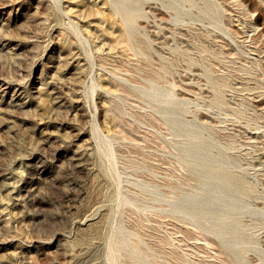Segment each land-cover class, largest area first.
I'll list each match as a JSON object with an SVG mask.
<instances>
[{
	"label": "rangeland",
	"instance_id": "rangeland-1",
	"mask_svg": "<svg viewBox=\"0 0 264 264\" xmlns=\"http://www.w3.org/2000/svg\"><path fill=\"white\" fill-rule=\"evenodd\" d=\"M140 1L0 0V264H264V0Z\"/></svg>",
	"mask_w": 264,
	"mask_h": 264
},
{
	"label": "bare ground",
	"instance_id": "bare-ground-1",
	"mask_svg": "<svg viewBox=\"0 0 264 264\" xmlns=\"http://www.w3.org/2000/svg\"><path fill=\"white\" fill-rule=\"evenodd\" d=\"M131 1V4L129 5V10H128V12L126 13V14H122V17L124 18V19H126V20H128V19H130L132 16H133V14H138V16H141L142 14H141V11H142V3H141V1L140 0H130ZM179 1V0H178ZM92 2V1H91ZM113 2H114V5H116V6H118V7H120V6H122V5H124V0H113ZM176 3V2H175ZM176 4H178V3H176ZM96 6H98V5H96ZM122 8V7H121ZM208 10V9H207ZM212 14V13H211ZM120 22H122V21H120ZM213 23H215V22H213ZM128 31H130V30H128ZM126 36H129V35H126ZM146 45V44H145ZM141 48V47H140ZM140 50V49H139ZM145 56H147V55H145ZM49 81V80H48ZM38 88V87H37ZM36 91H37V89H36ZM219 158V157H218ZM227 159V158H226ZM191 160V159H190ZM204 160V159H203ZM208 160V159H207ZM209 161H211V160H209ZM205 162V161H204ZM212 162H214V159L212 160ZM221 162V161H220ZM226 162V161H225ZM191 162H188V161H186V164L185 165H187V164H190ZM195 163V162H194ZM208 163V162H207ZM207 163H206V165H207ZM215 163V162H214ZM224 163V162H223ZM227 163V162H226ZM209 164V163H208ZM213 164V163H212ZM198 166H200V167H204V168H206L207 166H204L203 164H200V163H198L197 164ZM211 166V165H210ZM214 166V165H213ZM220 166V165H219ZM193 167H195L194 165H193ZM197 167V166H196ZM216 167H218V166H216ZM213 168V167H212ZM212 168H210L209 170H211ZM220 168V167H219ZM192 170H193V168H191ZM203 169V168H202ZM208 169V168H207ZM207 169H205V170H207ZM188 170H190V169H188ZM197 170H198V168H197ZM209 170H207V171H209ZM216 170V169H215ZM201 171V170H200ZM212 171H213V169H212ZM217 171V170H216ZM218 171H219V169H218ZM224 170H222V172H223ZM201 172H203V171H201ZM205 172V171H204ZM203 172V173H204ZM220 172V171H219ZM222 172L220 173V175H223V174H227V173H223L222 174ZM225 172V171H224ZM234 172V171H233ZM191 173V172H190ZM195 172H193V174H194ZM218 172H211V171H209V173L207 172V174H209V176H207V177H205V179H203V184L204 185H208L209 184V182L208 181H210L211 179H213L214 178V180L217 178L218 179ZM192 174V173H191ZM190 174V175H191ZM204 174H206V173H204ZM206 174V175H207ZM241 174V173H240ZM185 175V174H184ZM198 175V174H197ZM219 175V176H220ZM230 175H232V173H230ZM199 176V175H198ZM228 176V175H227ZM233 176V175H232ZM231 176V177H232ZM222 177V176H221ZM220 177V178H221ZM224 177V176H223ZM186 178V177H185ZM229 178V177H228ZM237 178V177H236ZM184 179V178H183ZM191 179V178H190ZM189 179V180H190ZM198 180V179H197ZM207 180V181H206ZM222 180H223V178L219 181L221 184H223L222 183ZM226 180V179H225ZM217 182H218V180H216ZM227 181V180H226ZM225 181V182H226ZM231 181V180H230ZM213 182V181H212ZM211 182V183H212ZM224 182V183H225ZM216 183V182H215ZM227 183V182H226ZM228 184V183H227ZM244 184H246V183H244ZM217 185V184H216ZM243 185V184H242ZM201 186V185H200ZM228 186H229V184H228ZM235 186H236V184H235ZM235 186L233 187V188H235ZM198 187V186H197ZM204 187V186H203ZM208 187H210V186H208ZM212 187V186H211ZM213 187H216L215 188V192H216V189H219V191L218 192H221L222 191V187H220L219 185H217V186H213ZM242 187V186H241ZM245 187V186H244ZM253 187V186H252ZM200 188V187H199ZM227 188V187H226ZM193 189V188H192ZM198 189V188H197ZM204 189V188H203ZM205 189H206V186H205ZM211 189V188H210ZM238 189V188H237ZM214 190V189H213ZM212 190V191H213ZM221 190V191H220ZM224 190V189H223ZM246 190V189H245ZM218 192H216V193H218ZM210 193H212V192H210ZM213 193H214V191H213ZM207 194V193H206ZM215 194V193H214ZM220 195H222V194H220ZM193 196V195H192ZM211 196H213V195H209V197L210 198H215L216 196H213V197H211ZM188 197V196H187ZM203 197V196H202ZM207 197V196H206ZM246 197V196H245ZM192 198V197H191ZM217 198V197H216ZM235 198V197H234ZM205 199V198H204ZM183 200V199H182ZM209 201H210V199H209ZM215 201V200H214ZM213 200H212V203L214 202ZM200 202V201H199ZM233 202V201H232ZM254 202V201H253ZM205 203H207V202H205ZM209 203V202H208ZM211 203V202H210ZM212 203H211V206H212ZM222 203V202H221ZM252 203V202H251ZM196 205V204H195ZM216 206L217 205H219V203L218 204H215ZM203 206H204V204H203ZM229 206V205H228ZM173 207V206H172ZM213 207H215L214 205L212 206V208ZM218 207V206H217ZM207 208V207H206ZM206 208H204V209H201L200 210V212L198 213V214H196L195 215V219H196V217H200V220H202L201 218H207V217H209V220H210V222L214 225V221L213 220H215V216H214V211H212V210H209L208 208L206 209ZM211 208V209H212ZM229 208V207H228ZM176 208H174L173 210H175ZM185 209V208H184ZM188 209V208H187ZM226 209V208H225ZM226 210H228V209H226ZM226 210L224 211V212H226ZM230 210V209H229ZM229 210L227 211V212H229ZM178 211H180L179 209H178ZM185 211V210H184ZM190 212V211H189ZM226 212V213H227ZM231 212L232 211H230V214H231ZM240 212V211H239ZM193 214V213H192ZM180 215V214H179ZM185 215H187V214H185ZM191 215V214H190ZM191 218H192V222L191 221H189L188 219V221H187V223L186 224H188L189 222L191 223V224H193V226H195L197 223L196 222H198V220H196L195 221V219H193L194 217L193 216H191ZM213 218V219H212ZM226 219H228V213L227 214H224L222 217H219L217 220H219V222L221 223V224H223L225 221H226ZM236 219H237V217H236ZM182 220V219H181ZM230 220V219H229ZM228 220V221H229ZM233 220V219H232ZM216 221V220H215ZM231 221V220H230ZM230 221H229V223H230ZM239 221V220H238ZM185 222V221H184ZM217 222V221H216ZM203 223V222H202ZM228 223V224H229ZM206 224H208V223H206ZM225 225H226V222L224 223ZM240 224V223H239ZM238 224V225H239ZM216 225V224H215ZM231 225L232 226H236L237 225V220L236 221H232V223H231ZM197 226V225H196ZM220 226V225H219ZM228 226V225H227ZM240 226V225H239ZM239 226H237V227H239ZM201 227V226H200ZM193 228V227H192ZM214 228V227H213ZM230 228V227H229ZM194 229V228H193ZM231 229V228H230ZM233 229V228H232ZM240 229V228H239ZM187 230V229H186ZM238 230V229H237ZM185 231V230H184ZM190 231V230H189ZM200 231V230H199ZM204 232L206 231V232H208V233H212V232H214V230L212 229V228H208V229H206V230H203ZM225 231H227V229L225 230ZM224 230H216V232L215 233H217V236H220V235H222V236H224L225 234H227V233H225L224 234V232H225ZM184 233V232H183ZM185 233H187V232H185ZM200 233V232H199ZM203 233V232H202ZM201 234V233H200ZM199 234V235H200ZM203 235V234H202ZM201 235V236H202ZM205 235H207L206 233L204 234V237H205ZM200 236V237H201ZM194 237V236H193ZM199 237V236H198ZM194 239V238H193ZM198 239V238H197ZM199 239H201V238H199ZM202 239H206V238H202ZM206 241H207V239H206ZM208 241H209V239H208ZM211 241V240H210ZM213 241V240H212ZM218 241V240H217ZM216 242V241H215ZM220 242V241H219ZM228 242V241H227ZM205 243V242H204ZM208 243V242H207ZM223 243V242H222ZM212 245H213V243H212ZM221 245V244H220ZM227 245H228V243H227ZM236 245H237V243H236ZM200 247V246H199ZM191 248V247H190ZM211 248V247H210ZM220 248V247H219ZM223 249V248H222ZM229 251V250H228ZM231 252H233V251H231ZM215 253H217V252H215ZM228 253V252H227ZM219 254V253H218ZM174 255V254H173ZM15 256V254L14 253H11L10 254V257H9V259H11L12 257H14ZM177 256H179V255H177ZM227 256V255H226ZM233 257V256H232ZM173 258V257H172ZM181 259V258H180ZM233 260H232V263L231 262H229V264H241V261L243 260V256H238V255H234V257L232 258ZM178 261V260H177ZM228 261H230V260H228ZM10 262H11V260H10ZM250 262V261H249ZM226 263V262H225Z\"/></svg>",
	"mask_w": 264,
	"mask_h": 264
}]
</instances>
